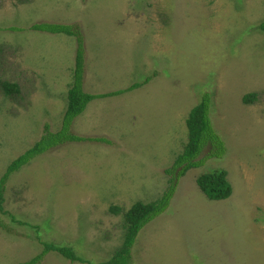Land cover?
Here are the masks:
<instances>
[{"label": "rangeland", "instance_id": "rangeland-1", "mask_svg": "<svg viewBox=\"0 0 264 264\" xmlns=\"http://www.w3.org/2000/svg\"><path fill=\"white\" fill-rule=\"evenodd\" d=\"M263 21L264 0H0V179L46 124L61 129L75 69L76 37L32 25L80 27L88 93L150 78L93 100L74 121L75 134L107 143L64 144L11 176L0 264L27 262L44 243L74 247L94 264L109 259L125 239L123 214L164 195L165 171L183 153L189 114L205 93L226 154L178 180L168 208L138 234L129 262L264 264ZM3 82L17 84L19 94L6 96ZM248 94H255L250 104ZM219 170L233 193L212 201L196 181ZM114 206L123 212L112 213ZM40 264L89 263L50 252Z\"/></svg>", "mask_w": 264, "mask_h": 264}, {"label": "trees", "instance_id": "trees-1", "mask_svg": "<svg viewBox=\"0 0 264 264\" xmlns=\"http://www.w3.org/2000/svg\"><path fill=\"white\" fill-rule=\"evenodd\" d=\"M13 29L18 31L21 30L17 28ZM30 29L50 34L75 36L77 39L76 64L75 69L73 70L72 82L70 84L71 87L67 92V106L63 115L61 129L57 132H53L51 131V127L46 124L41 138L34 146L25 151L17 159L13 160L8 165L5 173L0 179V212L3 214L6 213L3 206L5 202L4 192L6 184L14 173L22 170L23 167L29 165V163L37 157L53 148L68 143L72 144L87 141L108 142L105 138H87L79 136L72 130L74 121L86 112L90 102L95 99L119 96L126 92L133 91L150 80V78H146L143 83H135L126 89L108 93H88L84 90L85 50L83 45V33L80 27H78V25L35 23ZM257 29L264 33V21L257 26ZM2 87L6 96L19 94V86L17 84L3 82ZM254 100L255 94H248L243 98V101L247 104L254 102ZM211 109V97L208 93H205L201 102L196 105L189 114L186 123L189 141L186 144L183 153L177 157L172 167L165 171L166 174L170 175V180L169 186L164 195L155 202H137L130 210L123 214L125 239L122 246L113 252L109 259L97 264H130L129 259L131 248L136 242L138 234L149 222L168 208L170 201L176 192L178 180L192 168L203 166L205 160L221 158L226 154L227 149L225 143L213 127L210 116ZM203 153H205L204 156ZM201 156H203V158H201ZM227 176L228 173L225 170H219L199 176L196 182L200 190L209 200L222 201L230 198L233 193L232 185L228 181ZM110 211L119 215L123 212V209L114 206L110 208ZM2 227L4 226L2 225ZM50 252L58 253L72 262L78 261L94 264L79 256L74 247L55 243H44V248L40 254L27 262L18 264H40L43 258Z\"/></svg>", "mask_w": 264, "mask_h": 264}]
</instances>
